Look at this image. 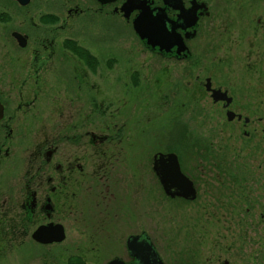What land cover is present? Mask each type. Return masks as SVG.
Returning a JSON list of instances; mask_svg holds the SVG:
<instances>
[{"label": "flooded vegetation", "instance_id": "obj_1", "mask_svg": "<svg viewBox=\"0 0 264 264\" xmlns=\"http://www.w3.org/2000/svg\"><path fill=\"white\" fill-rule=\"evenodd\" d=\"M125 1L0 0V177L15 179L0 189V233L14 242L18 264H197L150 212L166 220L201 190L214 200L226 187L200 189L177 146L135 138L151 130L135 131L130 97L120 103L118 95L138 78L120 82L108 43L117 40L115 19L133 28L142 9L172 34L160 51L135 33L147 50L177 63L198 64V52L210 58L195 79L213 126L194 169L205 160L212 185L239 184L238 157L226 152L237 141L239 157L254 154L255 184L264 186V0H137L124 17ZM214 90L224 99L215 101ZM158 153L176 154L194 198L167 192L154 169Z\"/></svg>", "mask_w": 264, "mask_h": 264}, {"label": "rangeland", "instance_id": "obj_2", "mask_svg": "<svg viewBox=\"0 0 264 264\" xmlns=\"http://www.w3.org/2000/svg\"><path fill=\"white\" fill-rule=\"evenodd\" d=\"M113 28L118 33L117 40L109 42L108 48L117 50L119 80L123 82L131 75L138 78L136 88L126 93L122 94L120 85L119 102L124 101L123 97H130L127 101L133 110L128 116L133 120L135 131H141L145 125L151 130L150 136L141 138L136 135L135 138L149 140L150 144L152 139L162 138L168 146H177L186 168L198 178L200 189L226 187L222 191L219 189L221 194L214 196V200L203 196L205 193L201 190L199 201L192 207L173 206L168 209L166 220L160 218L158 211H151V224L164 227L163 235L172 237L183 250L189 245L197 264H222L225 259L229 264H264V186L260 190L255 184L254 163L248 157L254 154L249 151L247 158L239 157L244 156L245 151L237 141L226 147L227 155L238 157V173L244 178L239 184L225 178L223 185L216 182L212 185L205 160L194 169V158L208 154L213 126L209 119L212 117L209 115L211 100L195 79L197 74H207L210 58L206 53L198 52V64L177 63L174 58L143 47L131 24L121 18L115 19ZM106 56L103 53L101 63L105 62ZM148 102L154 106L145 108ZM242 163L246 169L242 168ZM4 181L0 177V189L4 185L9 188L15 179L6 178ZM2 233L0 264H18L14 242L10 243L4 234L1 237Z\"/></svg>", "mask_w": 264, "mask_h": 264}, {"label": "water", "instance_id": "obj_3", "mask_svg": "<svg viewBox=\"0 0 264 264\" xmlns=\"http://www.w3.org/2000/svg\"><path fill=\"white\" fill-rule=\"evenodd\" d=\"M135 1L126 0L120 7V11L123 12L124 17H128L129 13L136 7ZM156 16L152 15L150 11L142 9V11L133 20V29L137 33L140 39H146V44L152 48L158 47L159 50L168 51L169 46L162 44V36H171L169 32L163 31L162 27L155 20ZM24 45V42H21ZM181 51H177L180 54ZM208 85V84H207ZM225 96L224 92L219 90L213 91V98L215 101L223 100ZM167 162L172 167L166 170L161 169V165ZM167 164V165H168ZM154 169L160 176L161 182L167 192L171 195L177 194L185 198H194L195 189L192 182L180 171L177 156L174 153H158L155 155Z\"/></svg>", "mask_w": 264, "mask_h": 264}]
</instances>
